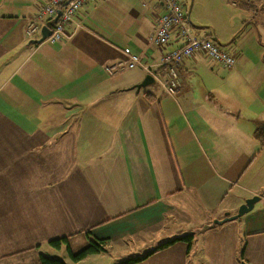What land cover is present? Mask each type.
Here are the masks:
<instances>
[{"label": "crops", "instance_id": "crops-1", "mask_svg": "<svg viewBox=\"0 0 264 264\" xmlns=\"http://www.w3.org/2000/svg\"><path fill=\"white\" fill-rule=\"evenodd\" d=\"M47 1L0 0V261L47 245L71 264H264V39L250 18L198 23L192 0L194 34L235 64L195 52L171 94L158 79L180 41L149 42L160 0H91L67 36L30 43ZM129 54L141 62L129 67ZM147 73L156 82L137 90ZM92 239L104 250L72 260Z\"/></svg>", "mask_w": 264, "mask_h": 264}, {"label": "built area", "instance_id": "built-area-1", "mask_svg": "<svg viewBox=\"0 0 264 264\" xmlns=\"http://www.w3.org/2000/svg\"><path fill=\"white\" fill-rule=\"evenodd\" d=\"M91 0H48L38 10L34 20L27 27V34L38 33L42 25L51 29V34L46 38L52 42L58 41L68 35L66 29L79 9ZM164 12L159 15L156 21L155 31L149 37V42L159 47H166L171 42L173 31L177 35L180 44L174 49L165 52L162 56V64L166 68L163 78L158 83L168 93L174 94L180 85L179 65L186 57L195 52H203L209 58L231 67L235 64L233 55L225 51L219 43L210 37H199L192 31L187 13L179 0H160ZM60 15L58 16V12ZM141 62L140 55L129 54L127 65L134 67ZM116 66L108 70L113 71Z\"/></svg>", "mask_w": 264, "mask_h": 264}, {"label": "rangeland", "instance_id": "rangeland-1", "mask_svg": "<svg viewBox=\"0 0 264 264\" xmlns=\"http://www.w3.org/2000/svg\"><path fill=\"white\" fill-rule=\"evenodd\" d=\"M181 4L184 7L186 13L189 12L191 8L192 0H180ZM196 6L194 7V11L198 13H203V21L198 23L210 24L212 26H216L219 23H225L227 26L223 28L220 27L221 30H227L228 27H240L242 24V19L245 17L250 18V24L253 27V31L258 34H261V37L264 39V0H253L251 1L248 7L250 10L247 12H243V10H237L240 7V4L243 0H195ZM246 1V0H244ZM262 3H259V2ZM256 2V3H255ZM254 5H256L254 7ZM233 7V8H232ZM192 30L194 33L201 32L200 28L195 27L192 23ZM232 26V27H231ZM208 28V27H207ZM244 32V31H243ZM226 46V45H225ZM224 46V47H225ZM207 57V56H206ZM209 60L211 58L207 57ZM215 62V61H213ZM237 213V212H236ZM235 214V213H234ZM40 253L52 257V258H67L69 264H71V260L69 258V254L66 248L61 251L54 250L47 245L42 246L40 249H37L28 254L19 255L17 257L5 259L0 261V264H41L39 260ZM103 258V264H118L119 261H115L110 256H101V257H93V263H97Z\"/></svg>", "mask_w": 264, "mask_h": 264}, {"label": "trees", "instance_id": "trees-1", "mask_svg": "<svg viewBox=\"0 0 264 264\" xmlns=\"http://www.w3.org/2000/svg\"><path fill=\"white\" fill-rule=\"evenodd\" d=\"M259 135L264 136V130L263 131L259 130ZM67 239H68L67 236L57 238V239H53L50 241V245H52L56 248H59L62 244H68ZM103 250H104V241L92 239V240H90L89 244L87 246H85L84 248H82L81 250H79L77 252H72L71 250H69V253H70L72 260L79 261V260L85 258L86 256L90 255V254L99 253ZM140 259L141 258L129 259V260H127L121 264L132 263V262L138 261ZM39 260H40L41 264H67V262H65L62 259L48 257V256H45L43 254H41L39 256Z\"/></svg>", "mask_w": 264, "mask_h": 264}, {"label": "water", "instance_id": "water-1", "mask_svg": "<svg viewBox=\"0 0 264 264\" xmlns=\"http://www.w3.org/2000/svg\"><path fill=\"white\" fill-rule=\"evenodd\" d=\"M59 15H60V11L58 12V16L56 17V20L58 19ZM50 34H51V29L47 25H42L41 29L39 31V37L31 39L30 43H35V44L41 43ZM155 82H156L155 76L151 73H147L145 75L144 79L141 82L137 83L134 87H136L137 90H140L141 88L146 87L150 84H154ZM260 199H261L260 195H254V196L246 199L245 202L239 206L237 213L230 215L229 212H226L223 220L238 218V217L246 214L247 212L251 211L254 208V205ZM217 221L219 222L220 220H217Z\"/></svg>", "mask_w": 264, "mask_h": 264}]
</instances>
